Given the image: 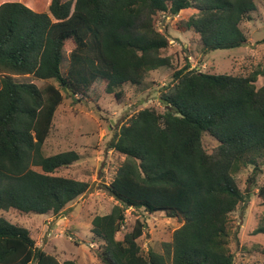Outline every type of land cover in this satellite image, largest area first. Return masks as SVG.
<instances>
[{"label":"trees","instance_id":"1","mask_svg":"<svg viewBox=\"0 0 264 264\" xmlns=\"http://www.w3.org/2000/svg\"><path fill=\"white\" fill-rule=\"evenodd\" d=\"M0 1V212L57 216L89 188L56 175L78 160L75 152L42 151L62 92L84 95L101 81L111 94L171 69L159 14L195 10L177 29L192 31L204 53L244 47L241 25L252 20L258 0H49L47 12ZM67 42L73 46L62 73ZM159 103L162 111L137 112L108 144L124 160L105 187L116 205L91 221L90 234L101 243L97 257L101 264H234L229 215L249 200L235 176L249 166L255 175L260 161L264 166V71L209 74L187 63L172 74ZM204 135L217 142L210 152ZM256 194L264 207V184ZM129 208L181 220L163 254L143 252L140 222L116 238ZM254 233L264 235V223ZM0 264L76 263H60L0 216Z\"/></svg>","mask_w":264,"mask_h":264},{"label":"rangeland","instance_id":"2","mask_svg":"<svg viewBox=\"0 0 264 264\" xmlns=\"http://www.w3.org/2000/svg\"><path fill=\"white\" fill-rule=\"evenodd\" d=\"M3 1H0L2 3ZM37 12H47L49 0H20ZM195 10L181 11L176 17L157 16V30L169 39L163 51L171 61V69L160 68L149 72L139 85L124 84L111 94L105 84L97 81L84 95H69L62 92L63 100L55 114L50 135L42 151L45 156L73 151L78 160L56 172L57 176L87 182L88 191L68 205L60 215H25L16 210L1 211L0 216L10 224L26 229L36 247L53 255L62 263L101 264L97 252L101 243L90 234L91 221L95 216L110 213L116 202L105 189L109 185L122 156L108 148L113 134L137 112L152 108L162 111L159 98L171 82V76L187 63L191 69L209 74L247 76L255 71H264V0L256 1V10L250 22L241 25L247 45L232 50H217L204 53L197 36L192 31L184 33L177 29L180 20L188 19ZM71 42L62 52L61 72L68 64ZM17 83L31 82L30 76H14ZM263 84L258 77L256 86ZM120 93L119 98L115 94ZM203 147L210 152L217 142L209 136L202 138ZM253 175V167L242 169L235 176L241 191L249 194L244 205H238L229 215V249L234 264H264V235L255 234L264 223V207L257 197V188L264 184V166ZM136 222L144 225L138 242L146 253L148 250L164 253V244L171 243L172 234L181 226V220L169 218L163 212L149 214L143 209L129 208L121 232V240L132 231Z\"/></svg>","mask_w":264,"mask_h":264}]
</instances>
